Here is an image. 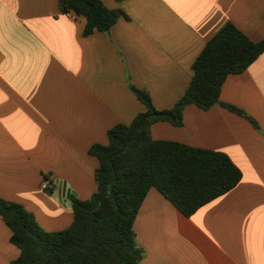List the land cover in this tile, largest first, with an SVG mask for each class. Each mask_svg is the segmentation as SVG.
<instances>
[{
  "label": "crops",
  "instance_id": "crops-1",
  "mask_svg": "<svg viewBox=\"0 0 264 264\" xmlns=\"http://www.w3.org/2000/svg\"><path fill=\"white\" fill-rule=\"evenodd\" d=\"M101 1L125 15L107 34L84 35L85 18L62 13L59 0H0V197L22 204L46 231L74 220L70 197L59 200L61 182L82 200L97 190L90 147L146 111L130 83L157 110L171 109L225 24L264 39V0ZM220 100L259 128L220 105H190L182 126L158 122L152 136L224 152L242 179L191 216L150 189L134 223L142 264H264V53L227 77ZM11 236L0 216V264L21 255Z\"/></svg>",
  "mask_w": 264,
  "mask_h": 264
},
{
  "label": "trees",
  "instance_id": "trees-1",
  "mask_svg": "<svg viewBox=\"0 0 264 264\" xmlns=\"http://www.w3.org/2000/svg\"><path fill=\"white\" fill-rule=\"evenodd\" d=\"M59 6L64 14L85 18L84 35L107 34L125 15L101 0H59ZM263 53L264 39L252 41L228 22L194 61L191 82L173 108L157 110L150 93L130 83L146 111L109 129L108 144L90 147L89 154L99 161L97 190L87 200L70 195L74 220L68 228L46 231L22 204L0 197V216L12 230L11 242L21 250L12 264H142L144 250L134 223L150 189L191 216L236 187L242 172L226 153L156 140L152 126L169 122L180 127L186 107L208 110L220 105L259 128L244 110L223 103L220 93L229 75L245 72Z\"/></svg>",
  "mask_w": 264,
  "mask_h": 264
},
{
  "label": "water",
  "instance_id": "water-1",
  "mask_svg": "<svg viewBox=\"0 0 264 264\" xmlns=\"http://www.w3.org/2000/svg\"><path fill=\"white\" fill-rule=\"evenodd\" d=\"M70 193L71 191L67 188L66 184L64 182H61L58 189L59 200H62L65 197H70Z\"/></svg>",
  "mask_w": 264,
  "mask_h": 264
},
{
  "label": "built area",
  "instance_id": "built-area-1",
  "mask_svg": "<svg viewBox=\"0 0 264 264\" xmlns=\"http://www.w3.org/2000/svg\"><path fill=\"white\" fill-rule=\"evenodd\" d=\"M72 15V14H71ZM51 181L50 180H45L44 182H43V184H42V187L44 188V189H47V188H49V186L51 185ZM56 184H58L57 182H56Z\"/></svg>",
  "mask_w": 264,
  "mask_h": 264
}]
</instances>
